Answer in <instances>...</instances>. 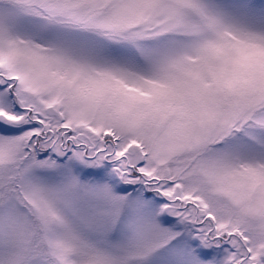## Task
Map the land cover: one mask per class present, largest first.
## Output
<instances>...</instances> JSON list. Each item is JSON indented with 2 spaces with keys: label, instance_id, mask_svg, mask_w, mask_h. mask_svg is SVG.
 <instances>
[{
  "label": "snow or ice",
  "instance_id": "snow-or-ice-1",
  "mask_svg": "<svg viewBox=\"0 0 264 264\" xmlns=\"http://www.w3.org/2000/svg\"><path fill=\"white\" fill-rule=\"evenodd\" d=\"M0 264H264V0H0Z\"/></svg>",
  "mask_w": 264,
  "mask_h": 264
}]
</instances>
